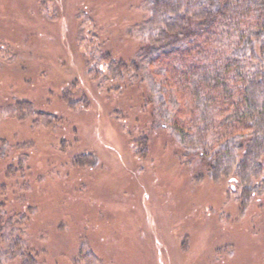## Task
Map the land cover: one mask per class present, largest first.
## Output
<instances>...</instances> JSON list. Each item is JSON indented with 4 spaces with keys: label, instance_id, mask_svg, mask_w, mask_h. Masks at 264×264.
Wrapping results in <instances>:
<instances>
[{
    "label": "rangeland",
    "instance_id": "1",
    "mask_svg": "<svg viewBox=\"0 0 264 264\" xmlns=\"http://www.w3.org/2000/svg\"><path fill=\"white\" fill-rule=\"evenodd\" d=\"M143 9L142 0H0L8 216L22 218L36 264H264V195L242 208L227 180L187 164L167 131L140 121L138 91L89 71L106 74L102 49L133 57Z\"/></svg>",
    "mask_w": 264,
    "mask_h": 264
},
{
    "label": "trees",
    "instance_id": "2",
    "mask_svg": "<svg viewBox=\"0 0 264 264\" xmlns=\"http://www.w3.org/2000/svg\"><path fill=\"white\" fill-rule=\"evenodd\" d=\"M142 7L133 57L102 49L97 64L106 74L89 71L118 91H138L140 121L167 131L187 164L199 160L209 178L227 180L245 208L264 195V0H142ZM2 195L0 264L24 255L22 264H36L22 218L8 216Z\"/></svg>",
    "mask_w": 264,
    "mask_h": 264
}]
</instances>
